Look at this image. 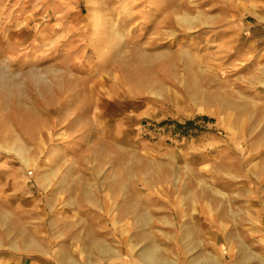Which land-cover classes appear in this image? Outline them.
<instances>
[{
    "label": "rangeland",
    "instance_id": "rangeland-1",
    "mask_svg": "<svg viewBox=\"0 0 264 264\" xmlns=\"http://www.w3.org/2000/svg\"><path fill=\"white\" fill-rule=\"evenodd\" d=\"M0 264H264V0H0Z\"/></svg>",
    "mask_w": 264,
    "mask_h": 264
},
{
    "label": "bare ground",
    "instance_id": "bare-ground-1",
    "mask_svg": "<svg viewBox=\"0 0 264 264\" xmlns=\"http://www.w3.org/2000/svg\"><path fill=\"white\" fill-rule=\"evenodd\" d=\"M180 18L182 19V21L183 22H186V24L187 25H190V19L191 18H188V16H186V15H182V16H180ZM22 149L21 148H18L17 149V153H20V152H22L21 151ZM22 162L25 164V165H27L28 164V160L27 159H25V158H22ZM45 176H46V174H45ZM146 257L150 260V261H157L159 258H157L156 257V255L154 254V251H149V252H147V254H146Z\"/></svg>",
    "mask_w": 264,
    "mask_h": 264
},
{
    "label": "trees",
    "instance_id": "trees-1",
    "mask_svg": "<svg viewBox=\"0 0 264 264\" xmlns=\"http://www.w3.org/2000/svg\"><path fill=\"white\" fill-rule=\"evenodd\" d=\"M188 124H190V125H191L192 123H191V122H188ZM192 127H193V124H192Z\"/></svg>",
    "mask_w": 264,
    "mask_h": 264
}]
</instances>
